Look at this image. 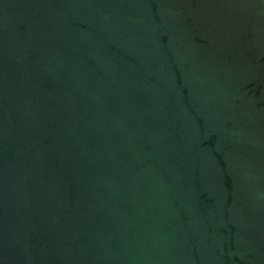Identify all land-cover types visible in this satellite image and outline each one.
Segmentation results:
<instances>
[{
    "label": "water",
    "instance_id": "1",
    "mask_svg": "<svg viewBox=\"0 0 264 264\" xmlns=\"http://www.w3.org/2000/svg\"><path fill=\"white\" fill-rule=\"evenodd\" d=\"M0 264H264V0H0Z\"/></svg>",
    "mask_w": 264,
    "mask_h": 264
}]
</instances>
